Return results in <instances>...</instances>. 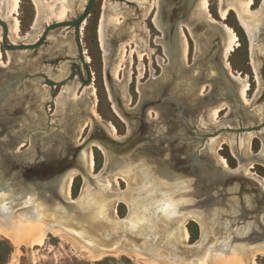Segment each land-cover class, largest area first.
I'll list each match as a JSON object with an SVG mask.
<instances>
[{"label": "bare ground", "instance_id": "6f19581e", "mask_svg": "<svg viewBox=\"0 0 264 264\" xmlns=\"http://www.w3.org/2000/svg\"><path fill=\"white\" fill-rule=\"evenodd\" d=\"M31 1L36 8L38 21L65 18L67 12H71V6L80 2L84 3V0ZM219 1L221 19L225 20L229 11H234L252 43L260 38V34L264 36V2L258 11H252L255 0ZM170 2L169 0L138 1L142 7L148 6L149 12L155 7L158 8L154 25L164 34L163 40L158 42L164 46L171 65L166 69L165 78L178 82L180 89L188 96L187 100L190 103L187 108L191 110V108L197 107L196 112L200 114L203 121H207L209 117L216 118L226 103L218 101L219 95H214L208 102L197 97L198 90L200 87L202 88L204 83L208 82L210 74H207L208 76L204 74L196 76L185 68L187 43L182 36V27L188 26L197 43L201 39L195 27L190 28L188 24L184 26L186 23L184 19L177 21ZM183 3L186 7L191 8L189 16L191 22H198L199 25L211 28H215L214 24L220 26L218 30H220L224 42L223 46L220 47L219 55L225 70L238 87L237 93L240 104L236 102L235 104L240 105L239 109L246 116V120L256 119V115L247 111L244 105V101L248 100L247 92L250 89L248 80L241 76L232 75L226 62L229 55L239 46L236 33L227 25L213 20L209 11L208 0H189V5L182 0L181 4ZM19 8L20 0H2V16L10 22L11 34L15 37L20 31L19 21L14 17L17 16ZM121 14H125V12L119 5L106 4L98 30L102 47L106 52L107 70L110 76L111 74L116 75L122 62L125 63L127 71L130 68L128 60L125 61V50H118V43L127 40L124 38L128 37L127 32L117 28H115L119 30L117 33L108 30L112 24L117 22ZM12 15L13 17H11ZM62 21L65 20H57L56 22ZM36 25L33 27L35 32L30 34L29 40L37 39ZM62 40L58 41L57 45L55 44L57 50L54 48L55 51H52L51 49V52L47 53L48 56L60 54L64 49L68 50V54L75 51L72 32H69ZM132 41L136 43L135 51L142 57L144 52H141L139 48H142L144 37L133 35ZM121 46L123 47V45ZM133 52L134 50L131 51V55ZM1 58L0 50V60ZM88 60L89 58H87ZM27 66H29V70L35 68L34 64ZM66 74L67 69L63 66L53 76L56 80L53 78L52 80H62ZM2 75L0 72V76ZM14 78V75H5L0 85L11 91L14 89L12 86L16 79ZM111 86L110 94L114 112L124 122L130 124L131 130L134 129L133 126H136L134 123L136 121L126 117L128 112L123 107V102L126 100L123 88L114 87L112 82ZM22 92L21 97L17 99L12 97L10 102L8 101L9 103H5L6 101L1 103L3 96H0V136H2L0 139V230L9 236L14 243L21 244L29 241L30 245H41L40 243L48 233L55 232L67 236L71 240L73 238L69 235H73L82 243L77 244L91 254L116 256L132 252L140 256L139 252L136 251L140 247H131L130 244L135 245L143 242L144 247L148 244V255L147 258H144L164 260V264H232L235 260L240 262L239 264H247L246 257L250 254H253L252 256L264 254V219L256 220L254 217H247L248 213L241 210L237 211L235 213L237 217L232 219L228 213H234L235 205L228 203L231 201L224 200L222 193H220L225 192L223 189L224 181L235 175L228 173L229 168L225 165V161L216 154V148L222 141L210 144L209 139L201 150V154L206 155L221 168L218 169L217 165H212L210 172H205L204 175L192 182L177 177L172 165L170 166L165 160L152 159L149 165L141 163L142 160L140 159L135 161L133 159L132 162L128 163L126 161L115 162V150L108 151L104 144L98 140H90L88 145L82 147L72 145L75 140L74 137L78 138V134L89 126L91 134L103 133L104 130L108 137L113 140L120 141L121 139L115 136L112 127L110 128L100 119L95 110V98L90 96L89 88H86L81 99L77 101L72 99L75 92L68 89L67 93L60 96L61 98L57 102L58 110L64 118V121L60 122L65 124L64 126L68 127L69 130H64V134H61L54 146L48 148L46 144L49 142L47 140L54 138V135L50 134L48 137L45 135L44 137H37L36 143L32 146L36 151H32V148L26 153L12 155L10 150L13 146L18 142L19 144L24 142L23 130L26 131L27 129L18 127V121L23 118L22 115L25 113L23 119L29 120L27 121L29 128L43 125L47 117L44 113L34 110L36 106L34 104L37 102L48 101L49 96L44 90L39 88L37 83L30 82L26 83L25 90ZM92 93L93 90H91ZM210 103L213 105H209ZM25 105H29L27 106L28 109ZM71 115L74 116L70 117ZM14 127L18 130H14ZM151 128L152 135H154L156 128L154 130L153 126ZM100 129L102 131H99ZM18 132L20 133L19 136L14 137L13 134ZM251 136L252 134L246 136L243 146L244 152L240 156L242 168L248 166L252 168V165L257 163L264 165V152L261 155H255L249 151ZM261 137L264 140V133ZM155 138L157 137H152V139ZM91 146L97 147L106 154L108 165L101 176L92 175L94 169L92 167L94 166ZM75 149L78 151H74ZM166 156L168 160V154ZM245 170L248 172L247 169ZM78 175L85 178L86 186L76 201L70 199V188L74 178ZM157 175L165 181L168 188L157 182ZM248 175L256 185L254 188L250 187L256 193L248 194V204L253 209L264 200V180L249 172ZM114 178L126 180L129 190L122 192L116 189L112 184ZM131 183H133V187ZM146 187H149L148 191L145 189ZM117 203H125L128 206L129 213L125 219L116 217ZM228 204H230L229 209H226ZM24 209L27 211H23ZM224 215H228L227 219L220 221ZM188 220L197 222L202 230L199 245L193 248L189 246V249L185 247L188 233L184 228ZM11 222L18 224L14 233L8 231V224ZM68 224L80 226L81 231L70 228L66 231L65 226ZM239 224L243 225L239 226ZM160 225L165 226L162 231ZM235 228L238 237L232 234ZM220 229L225 231L224 237L217 232ZM162 251L164 255L160 254ZM197 254L204 255L198 260L197 257H194ZM188 255L192 258H189ZM204 256L207 257L203 260ZM88 257L90 258V256Z\"/></svg>", "mask_w": 264, "mask_h": 264}, {"label": "rangeland", "instance_id": "374dc122", "mask_svg": "<svg viewBox=\"0 0 264 264\" xmlns=\"http://www.w3.org/2000/svg\"><path fill=\"white\" fill-rule=\"evenodd\" d=\"M88 1L89 0H84V3L80 2L79 4L76 3L74 6H71V12H67L65 18L41 19L38 21L36 8L33 2L31 0H20L19 12L17 16H14L19 21L20 31L15 37L11 34L10 22L2 16V0H0V21L6 23L9 29L8 39L6 41L8 48L22 44L39 43L42 38V33L48 25L55 23L57 20L73 21L77 19L85 11ZM138 1L139 0H96L90 16L81 26L80 35L84 56L87 65L90 67V71H88L79 60L74 28H60L52 31L44 45L39 49L8 51L3 46L6 29L0 23V50L2 53L0 72L3 74L0 76V84L5 75H14L15 78L20 77L21 79L25 78L24 82L18 84V87H14V83H12L14 89L11 91L6 90L4 86L0 85V96H3L1 103L4 101H6L5 103H9L12 97L13 99L21 97V92H24L26 83L30 82L37 83V86L44 90L49 96L48 101L34 104L36 105L34 110H38L47 116L45 123L41 126L38 125L29 128L27 126V121L29 120L23 119L25 117L24 113L22 115L23 118L18 121V127L27 129L26 131L23 130L25 134L24 142L21 144L18 142L14 145L10 153L12 155L26 153L33 148L32 146L36 143L37 137H44L45 135V137H48L50 134L54 135V138H52V140H47L49 141L46 143L48 148L56 145L61 134H64V130H69L68 127L64 126L65 124L60 122H63L64 118H62L63 116L58 110L57 102V100L61 98L60 96L67 93L68 89H70L71 92H75L72 99L77 101L81 99L86 88H89L90 96L95 98V110L100 116V119L110 128L112 127L115 131V136L120 137V141H123L130 134L138 132L140 129L138 130L135 128L131 130L130 124L124 122L114 112L110 94L112 82L114 87L118 86L124 90V97L126 100L123 102V107L125 110L132 116L144 114L146 121L153 126V130L156 128V132L154 131L155 133H153L154 135H152V132L148 135L151 141L139 145L134 153L131 154V159L127 160V163L132 162L133 159L134 161L140 159L142 160L141 163H147L149 165L152 159L165 160L170 166L172 165L177 177L183 180L187 178V181L191 180L192 182L195 180L194 174L202 171V166L208 168L210 165H217L213 160L207 158L206 155L201 154V150H203L206 144L200 140L201 136L209 135L208 140L210 139V144L222 141L220 144L221 146L219 145L216 148V154L225 161V165L229 168L228 172L237 174L240 180L239 185L234 184L229 186L227 188L228 194H226L227 201H231L228 203H234L235 205V208H233L234 213H228L229 216L234 219L237 217L235 216L237 211L241 210L248 212L252 210L248 204V193L252 192V190L248 188L244 181L250 178L248 172L264 180L263 164H254L252 168H249V166L242 168L240 165V156L244 152L243 146L247 135L252 134L250 137L249 151L255 155H261L264 152V140L261 137L264 133V81L260 77L262 65L264 63V36L260 34V38L255 40L253 44L246 34V31L241 26L234 11H229L226 19L223 20L219 13L220 1L208 0L209 11L213 20L230 27L238 37L239 46L229 55L226 62L232 75L241 76L248 80L250 89L247 92L248 100L244 101V105L247 111L256 115V119L250 121V119L246 120V116L240 111V105L235 104L236 101L234 100V96L229 92L231 86L224 82L214 65L215 55H219L218 52L220 49L219 41L221 38L219 35L221 33L220 30H218L220 26L214 24L215 28H211L199 25L197 33L202 40H200L201 42L199 41V43H197L188 26L182 27V36L187 43V55L184 63L185 68H187L188 72L196 76L210 74L207 80L208 82L204 83L202 88L200 87V90H198L197 97L201 100H207L208 102L211 101L214 95H219L220 98H218V101L220 103H226L224 109L218 113L216 118L209 117L207 121H203L200 114L196 112L197 107L194 109L191 108V110L187 108L190 103L187 100L188 96L180 89L178 82L165 78L166 69L171 65L164 46L158 42L163 40L164 34L154 25V18L158 8L155 7L149 12V7H142ZM169 1L174 2L176 0ZM263 2L264 0H255L252 11H258ZM106 4L119 5L125 12V14H121L118 17V24L116 22L109 27V32L112 31V33H117V31L122 30L128 34V37H124L127 40L123 42L119 40L121 43L118 41V46L120 47H118V50H125V61L128 60L130 68L127 71L125 63L122 62L118 67L116 75L111 74V76L108 74L106 52L102 47L100 32L98 31ZM11 17H13V15ZM35 24H37V39L29 40L30 34L35 32V30H33ZM69 32L73 33L75 51L68 54V50L64 49L60 54L57 53V55L48 56L47 53L51 52V49L52 51H55L53 50L54 48L57 50V42L62 39L64 40ZM133 35H141L144 37L142 48H139L141 52H144L142 57L135 51L136 43L132 41ZM121 45H123V47ZM260 46L262 49H260ZM132 50H134V52L131 55ZM87 58H89L88 61ZM29 64H34L35 68L29 70V66H27ZM63 66L66 67L67 74L58 82L63 84L66 79L72 77V75H75V78L68 82L63 88H61L60 85L54 87L53 84L48 83L47 79L52 80L53 76L57 74L59 69ZM126 71L128 74H126ZM89 81L90 84H87ZM223 89L227 95L226 98L223 96L224 93L221 94ZM91 90H93L92 94ZM152 93L154 94L151 95ZM226 99H230L231 101L229 100V102ZM147 104L148 106H146ZM209 105L212 106L213 104L210 103ZM27 106L29 105H25V107ZM140 106H146V112L142 113ZM17 116L19 117L20 115ZM72 116L74 115L70 117ZM134 120L136 121L134 122L136 126L140 127L142 125L140 121ZM14 130L18 129L14 127ZM90 130V126L84 128L83 132L78 134V138L74 137L75 140L74 143L72 142V145L78 147L83 146L84 141L90 135ZM19 134L18 132L13 134V136H19ZM154 136L157 138L152 139ZM167 138L169 139L167 140ZM174 143L176 144L174 145ZM90 150L94 166L92 167V169L94 168L92 170V175L101 176L105 167L108 165L106 154L97 147L91 146ZM32 151L36 150L33 148ZM167 154L169 156L168 160L166 159ZM197 161L202 162V166L198 165ZM198 166L201 167V169H199ZM217 166L218 169L221 168L219 165ZM245 169H247L248 172H246ZM157 176V182L168 188L165 181L159 176L157 178ZM112 184L116 189L122 192L129 190L128 182L123 178L112 179ZM229 184L230 182L227 183V185ZM85 186V178L81 175L76 176L70 188V199L77 201ZM131 186H134L133 183H131ZM145 189L148 191L149 187ZM229 206L230 204H228L226 209H229ZM23 211H27V209ZM128 213V206L125 203H117L116 217L125 219ZM227 217L228 215H224L220 221L226 220ZM247 217H251L249 212ZM263 218L264 214H262L261 219ZM17 225L16 222L9 223L8 231L14 233L17 229ZM68 225L65 226V230L73 229L81 231L80 226L76 224ZM241 225L242 224H239V226ZM164 227L165 226L160 225V230L162 231ZM184 228L188 233L185 247L189 249L190 247L193 248L198 246L202 237L200 225L195 221L188 220ZM217 232L219 235L223 236L224 230L220 229L219 231L217 230ZM232 234L235 236L238 235L236 228ZM69 236L76 242H73V240L67 236L65 237L55 232H50L42 240L40 243L41 245L37 244L34 246L30 245L29 241H27L28 244L26 242H22L21 244L14 243L9 236L5 235L0 230V264H164V260L146 259L148 255V244L144 247L142 244L143 242L135 245L130 244V246L132 245L131 247H140L139 250H136L139 252L140 256L132 252L116 256H99L98 254L88 253L78 245L82 244L79 239H76L71 234ZM160 254L164 255V252L162 251ZM203 255L204 254H197V256L194 257H197L199 260ZM252 255L253 254H250L246 257L247 264H264V254ZM88 256H90V258ZM188 257L192 258V256L189 255ZM206 257L207 256H204L203 260ZM201 262L203 261L201 260ZM239 263L240 262L235 260L232 264Z\"/></svg>", "mask_w": 264, "mask_h": 264}, {"label": "water", "instance_id": "95a60500", "mask_svg": "<svg viewBox=\"0 0 264 264\" xmlns=\"http://www.w3.org/2000/svg\"><path fill=\"white\" fill-rule=\"evenodd\" d=\"M183 1H185L189 5V0H183ZM95 2H96V0H89L85 11L77 19H75L73 21L55 22V23H52V24L48 25L47 28L42 33V38H41L39 43L22 44V45H16V46H13L11 48H8V46L6 44L7 43L6 41L8 39L9 29H8V26L6 25V23L0 21V23L6 29V34H5L4 40H3V46L8 51L39 49V48H41L44 45L45 41L47 40L48 36L50 35V33L52 31H54L56 29H60V28H74L75 29V33H76V45H77V48H78L79 60L87 68V70L90 71V67L87 65V62H86V59H85V56H84V51H83V48H82L80 35H81V26L87 20V18L90 16ZM181 3H182V0H176L174 2H172V1L170 2V6H171V8H173L172 11L176 15L175 18L177 19V21H181V20L184 19L186 21L185 25L188 24L190 26V28H194L195 27L198 30V26H199L198 22L197 23H195L193 21L191 22L190 17H189L190 13H191V8H188V7H186L184 5V3L183 4H181ZM189 7H191V6H189ZM219 37L221 38V40L219 41L220 47H222L224 39H223V36L221 34L219 35ZM218 54H219V52H218ZM214 65H215L216 71H218V73L220 74V76L224 80V82H226L229 86H231L230 89H229L230 90L229 92L234 96V100L236 101V103L240 104L239 103L240 99H239L238 93H237V89H238L237 84L232 80V78L229 76L228 72L225 70V67H224V64H223V61H222L220 55H218V56H217V54L215 55ZM72 71H73V69H72ZM260 77L264 81V63L262 65ZM74 78H75V75H72V77L67 78L66 81L63 84H61L58 81H54V80H50V79H47V81H48V83L53 84L54 87L60 85L61 88H63V87H65L67 85L68 82H70ZM24 80H25V78L21 79L20 77L19 78L17 77L14 80V82H13L14 83V87H18V84L20 82H24ZM87 84H90V81ZM223 92H224V89H223ZM223 96H225V98L227 97L225 92H224ZM226 100H228V99H226ZM146 106H148V104ZM145 107L144 106L141 107L142 113L146 112ZM126 117L129 118V119L133 118V120L134 119H136V120L139 119V121H141L142 125L140 127L139 126L138 127L137 126H133L134 129L135 128H137L138 130L140 129L138 132H134V134L133 133L130 134L123 141L113 140L112 138L108 137V135L106 134V132H104V130H103V133L100 132L99 134H96V133L91 134V132H90V135L84 141L83 145H85V146L88 145L90 143V140H98V141H100V142H102L104 144V147L108 151L109 150L111 151V149H113V151L115 150V152H116L115 162H121V161H126L127 162V160L131 159V157H130L131 154L134 153V151L138 148L139 145L144 144L145 142H150L151 141V139L149 138L148 135L150 134V132H152V130H151L152 129L151 128L152 125L146 121V118H145L144 114H141L140 116H132L129 113L128 114L126 113ZM99 131H102V129H100ZM208 136L209 135H203V136H201L200 140H202L203 143H206L207 142L206 140H208V138H209ZM0 139H2V136H0ZM74 151L77 152L78 150L75 149ZM197 164L202 166V162H200V161H197ZM211 166L212 165H210L208 168L205 167V166H202L203 167L202 169H201V167L198 166V168L201 169L202 171H200V173H195L194 174L195 179L199 178L201 175H204L205 172H207V171L210 172ZM40 170H41V168H40ZM35 173L36 172L34 170V174ZM228 173H230V172H228ZM186 176H188V175H186ZM186 179L187 178H185L184 181H186ZM239 181L240 180L237 177V174L228 177V180L224 181L223 189L225 190V192H223V191L220 192V193H222L221 195L223 196L224 200H227L226 199V194H228L227 188L229 186L234 185V184H238L239 185L240 184ZM244 181L247 184L248 188L256 187V185L254 184V182L250 178H248V179H246ZM228 182H230L229 185H227ZM251 190H252V192H250L251 194L252 193L253 194L256 193L255 190H253V189H251ZM250 193H248V194H250ZM248 212H249V214H251V217H254V219L262 220L261 217H262V214H264V200L261 203H259L258 205H256L252 210H249ZM248 212H246V213H248ZM224 233H225V231H224ZM224 233H223V237H224ZM236 237H238V236H236Z\"/></svg>", "mask_w": 264, "mask_h": 264}]
</instances>
